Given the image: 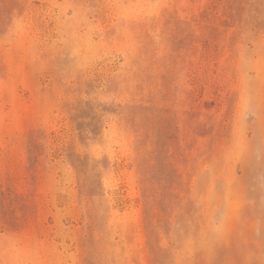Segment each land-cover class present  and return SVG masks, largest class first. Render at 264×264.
Instances as JSON below:
<instances>
[{
  "label": "rangeland",
  "instance_id": "374dc122",
  "mask_svg": "<svg viewBox=\"0 0 264 264\" xmlns=\"http://www.w3.org/2000/svg\"><path fill=\"white\" fill-rule=\"evenodd\" d=\"M0 264H264V0H0Z\"/></svg>",
  "mask_w": 264,
  "mask_h": 264
}]
</instances>
